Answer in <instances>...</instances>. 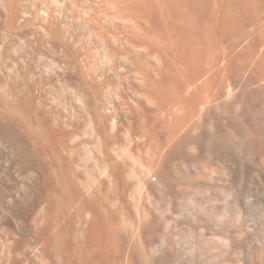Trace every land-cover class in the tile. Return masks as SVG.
<instances>
[{"label":"rangeland","instance_id":"obj_1","mask_svg":"<svg viewBox=\"0 0 264 264\" xmlns=\"http://www.w3.org/2000/svg\"><path fill=\"white\" fill-rule=\"evenodd\" d=\"M230 1L0 0V60L33 59V73L49 79L53 106L75 104V88L97 91L99 118L112 101L116 264H250L260 234L254 210L264 196V0ZM88 132L82 131L86 138ZM210 189L228 200L215 191L213 199L220 198L213 200ZM215 214L219 225L227 219L231 239L230 248L216 253L208 228ZM6 245L0 240V252ZM7 246L0 264H10ZM29 264L45 263L29 253Z\"/></svg>","mask_w":264,"mask_h":264},{"label":"bare ground","instance_id":"obj_2","mask_svg":"<svg viewBox=\"0 0 264 264\" xmlns=\"http://www.w3.org/2000/svg\"><path fill=\"white\" fill-rule=\"evenodd\" d=\"M232 1L233 0H231L230 2ZM260 3L263 4L264 2L263 3L260 2ZM234 4L236 3L234 2ZM261 6L262 5H260V7ZM230 7L231 6H229L228 9H230ZM233 11H236V10L233 9ZM262 11H264V8ZM224 12L223 14L222 13L221 14L225 15ZM262 13L264 14V12H261L259 16H261ZM235 16L233 17L234 19H235ZM262 16L261 18L263 20L264 16L263 17ZM245 17L248 18V16H245ZM218 18L220 17L217 16L216 21L219 20ZM247 18H246V21H247ZM234 19L233 20L231 19V20L234 21ZM258 20L260 19L258 18ZM243 21L246 22L245 20ZM238 22H235L236 23L235 26H237ZM252 22L253 21H249L248 25L249 23L252 24ZM238 24L242 25L241 22ZM229 25L232 26L231 23ZM243 26H241V28H243ZM254 26L255 24L252 26V28H254ZM259 28L256 27V29H259ZM229 29H231V27H229ZM235 31H236V28H235ZM240 31L242 32V34L241 33L240 34L243 36H245L246 33H248V31L247 32L244 30H240ZM243 31L246 33L243 34ZM235 36L237 40V34ZM230 40H227V41H229L230 43ZM217 42L222 43L219 40ZM234 42L235 41H233L232 43L234 44ZM230 47L232 46L230 45ZM227 48L228 47H226L225 50H228ZM221 51H223V55H224V50H221ZM14 57L13 59L12 58L8 59V61L0 60V240L4 242V245L10 244L11 246L12 244L11 248L9 245H8L9 247L6 245L7 246L6 251H7V254L9 255L10 264H18L19 261L25 264H27L28 262L29 264V253L31 254V256L42 260L45 264H116L114 262V258L117 259V257H115V248H116L115 242L116 241L114 240L116 235L114 234L115 228L113 226L114 224L113 217L115 216L114 215V212H115V209H114L115 207L114 206V201H115V196H114L115 194L114 193V184H115L114 180L115 179L114 177L115 176L114 174H115L116 162H115V155H114L115 154V149H114L115 148V135H114L115 132H114V123H113L114 112H113L112 101L109 100L108 102V105H109L108 112L99 118L97 91L92 88L88 90H85L84 88H75L71 91L70 96L77 102L75 104H72V102L70 104L64 103L66 105L64 107H63L64 104L60 106V102H59V105L58 103L56 105L62 108H57L58 106L56 105L53 106V104H55L56 102L53 103L50 100L51 99L50 94L52 91L47 88V86L49 85V81H48L49 79L43 78L45 77V75L43 77L40 76L43 74L41 73L40 70H38L39 73H41L39 76L38 75L36 76V74L33 73V70L35 69V67L34 69L32 68L33 66H35L31 62V60L33 59L29 58L25 60V58H28V57H23V56L22 57L24 59H18V57L17 59H14ZM2 58H5V57H2ZM216 58L219 59V57H216ZM228 60L229 59H226V61ZM235 60L237 61V59ZM233 63L236 64L234 61ZM237 64L241 65L242 61H241V64H239V62ZM214 65H215V62H214ZM244 65L245 64H243V66ZM229 66H231V63H229ZM19 67L22 69H19ZM229 68L230 67H228V69ZM234 70H236V68ZM35 71L36 70H34V72ZM242 71L243 70H241V73ZM263 71L261 70V72ZM225 75H227L226 72H225ZM251 76L253 75H250V77ZM261 76L263 75H260V77ZM250 77L248 76L246 80H248ZM257 78H255L256 81H258ZM209 79L211 78L209 77ZM255 79H253L252 81H254ZM46 80L48 81V83ZM216 80L219 81V79H216ZM58 83H60V80ZM260 90H263V89H260ZM259 91H258V94L261 95L260 94L261 92ZM262 92H264V90ZM250 93L254 94L252 92ZM263 94L264 93H262V95ZM214 95H217V94H214ZM246 95H249V94H246ZM257 97L255 96V98ZM84 98L86 100L85 103L82 102V99ZM247 98L250 99L249 97ZM254 99H253V102H254ZM263 100H264V97H263ZM248 101L250 102V100ZM245 102L246 100H244L243 103ZM254 105L258 106L256 104ZM263 108H262V111H263ZM259 111L254 110L255 113L252 111L250 112H252V114L253 113L256 114V112H259ZM259 114H256V116H258ZM262 115L263 114H261V116ZM243 116H245V114ZM249 121L253 122L250 119ZM262 121L263 120H261L260 122ZM244 122L245 121H243V123ZM263 123H261L262 126L264 125ZM252 124H254V122ZM258 127H259V123H258ZM84 128L89 130L88 132L89 138L88 137L86 138V134L84 135L82 133ZM258 129H260V127ZM254 130L252 128V133ZM260 130H263V129H260ZM248 132L250 133V131ZM253 134L255 135L256 133H253ZM246 135L245 137H247ZM251 135L252 134H249L250 137H253ZM249 138L247 137V140ZM253 139H256V138L253 137ZM260 140L262 141V139ZM246 142L247 144H249L248 141ZM260 143H263V141ZM246 150L244 151L246 152ZM258 154L256 155L258 156ZM262 154L263 153H261L260 155ZM257 156L256 158L258 159ZM262 159L264 161V158ZM246 165H248V163ZM250 169L251 168H249V170ZM243 170H244L243 173L245 174L249 173L247 167L245 168L243 167ZM240 171L241 170L239 168V172ZM255 174H253L254 179L256 180L259 179V177L257 178ZM253 175L251 176L252 178H253ZM16 177H20V181H18ZM251 177H250V180H251ZM244 178L248 179L247 177H244ZM218 188H217V191L218 190L221 191V189H218ZM212 190L213 192L215 191L214 189ZM224 190L225 189H223V191ZM260 190H263V189H260ZM217 191H215V194L220 196L221 193L218 194ZM257 191L259 190L257 189ZM210 192H212L211 189H210ZM247 193H249L247 195L249 196L250 192H247ZM254 193H255V190H254ZM263 194H264V191H263ZM221 196H223V194ZM211 198L212 199L214 198V193H213V197ZM211 198L209 199V201H212ZM224 198L227 199V197H224ZM216 199L217 198L213 200H216ZM222 199L223 198H221V201ZM258 199L259 200H258L257 207H255L256 209L254 210L255 212L254 219L256 221V223L255 221L254 223L260 227V234L256 242V247L249 256L248 261L250 262V264H264V196H260L258 197ZM220 203L224 204L225 202L222 201ZM226 204L228 206L227 208H229L230 206L228 205L229 203H226ZM212 206H214V204L211 205V207ZM243 208L245 207L243 206ZM251 208L249 210H251ZM223 209L224 208H222V210ZM218 212L220 214L221 211L218 210ZM249 212L250 211H248V213ZM216 214L215 216L210 215V217L212 216V218L209 220L210 222H208L209 223L208 228L210 227V231H211L210 239L213 244L212 246L210 245L211 246L210 249L212 248L213 252H215L216 250L218 251V248L220 250V247L223 249L230 248L228 247L230 246V242L228 240L230 238L227 239L226 237V233L229 230V228L227 227L228 225L225 222V220L227 219L224 220V219H221L220 217V219L222 220L221 221L222 223L219 225L218 224L219 217H217ZM232 221H233V218H232ZM248 223H250V221ZM254 223L252 222V224ZM232 226H229V227H232ZM257 226L255 225V227ZM237 228H235V230H237ZM241 228L242 227H240V229ZM251 229L252 228H250V230ZM244 230L243 232H245ZM257 230H259V228ZM249 232H252V230ZM236 234L237 232L234 234V237ZM242 238L244 237L242 236ZM234 239L232 240L233 242H234ZM252 242L253 241H251V244H253ZM6 246L5 247L2 246V248H4L3 250L6 249ZM235 246H237V244ZM3 250L1 252H3ZM117 250H116V253H117ZM1 252L0 254H2ZM236 252L237 251H235V253ZM245 253L248 254L247 250ZM239 254H240V250H239ZM234 255L236 256V254ZM244 255L245 254H243V256ZM239 257L237 259H239ZM221 263L223 264V260ZM226 263H229V262H226ZM238 263L240 264L241 262L239 261Z\"/></svg>","mask_w":264,"mask_h":264}]
</instances>
